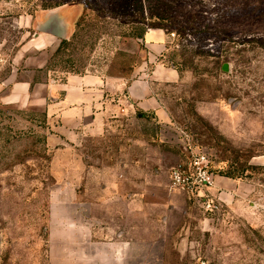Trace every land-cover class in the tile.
Returning <instances> with one entry per match:
<instances>
[{
	"label": "rangeland",
	"instance_id": "1",
	"mask_svg": "<svg viewBox=\"0 0 264 264\" xmlns=\"http://www.w3.org/2000/svg\"><path fill=\"white\" fill-rule=\"evenodd\" d=\"M79 5L87 15L68 45L35 43L40 15ZM157 29L169 40L148 71L159 64L179 75L151 84L172 116V129L162 131L173 150L156 142L151 115L146 129L118 123L87 146L107 163L127 157V139L146 132L148 155L171 168L206 152L215 185L197 199L172 190L189 206L161 224V264H264V0H0V264H63V233H53L49 213L69 188L47 147L51 97L37 84L68 74L137 78L148 55L132 35ZM10 81L31 83L30 96L6 100Z\"/></svg>",
	"mask_w": 264,
	"mask_h": 264
},
{
	"label": "crops",
	"instance_id": "2",
	"mask_svg": "<svg viewBox=\"0 0 264 264\" xmlns=\"http://www.w3.org/2000/svg\"><path fill=\"white\" fill-rule=\"evenodd\" d=\"M60 12L66 14L64 26L61 13L38 17L36 26L40 35L36 44L48 45L54 38L69 37L84 9L80 5L68 6ZM52 17L56 18L62 36L53 32ZM168 40L165 30L146 32L143 44L148 62L141 66L139 77L132 80L94 73L68 74L63 83L36 86L40 92L46 88L51 97L47 122L58 127L52 126L54 131L47 135V147L53 159L56 157L53 160L58 165L56 170L66 173L65 187L69 188L68 194L55 202L49 213L53 233L58 235L61 230L63 233V264H76L77 259L85 258V250L91 254L96 245L113 239L131 244L129 264H161L164 245L161 236L167 234L161 224L168 222L169 213L179 209L185 212L188 204L169 190L171 166L162 163L159 157L152 159L148 155L151 136L146 132L127 139V150H122L127 157L109 156L107 163H102L99 156L94 157L87 145L106 140L119 127L118 123L140 122L146 129L144 123L151 115L158 128L156 142L173 150L162 129H172L174 122L165 102L153 93L151 84L153 80L174 82L179 75L159 64L148 71L149 64L166 50ZM10 82L12 91L6 100L19 102L30 96L31 83ZM135 144L137 153L131 150ZM175 147L183 153L179 145ZM60 156L63 162L58 160ZM74 232L91 239L77 241Z\"/></svg>",
	"mask_w": 264,
	"mask_h": 264
},
{
	"label": "built area",
	"instance_id": "3",
	"mask_svg": "<svg viewBox=\"0 0 264 264\" xmlns=\"http://www.w3.org/2000/svg\"><path fill=\"white\" fill-rule=\"evenodd\" d=\"M215 185V175L211 168V159L206 152L192 154L170 171V189L180 191L197 199ZM208 208L211 207L207 204Z\"/></svg>",
	"mask_w": 264,
	"mask_h": 264
},
{
	"label": "clouds",
	"instance_id": "4",
	"mask_svg": "<svg viewBox=\"0 0 264 264\" xmlns=\"http://www.w3.org/2000/svg\"><path fill=\"white\" fill-rule=\"evenodd\" d=\"M73 238L77 241L91 239L88 235L81 237L76 232L73 233ZM130 248L131 244L127 240L113 239L111 242L96 245L91 254L85 250V258L77 259L76 264H129Z\"/></svg>",
	"mask_w": 264,
	"mask_h": 264
},
{
	"label": "trees",
	"instance_id": "5",
	"mask_svg": "<svg viewBox=\"0 0 264 264\" xmlns=\"http://www.w3.org/2000/svg\"><path fill=\"white\" fill-rule=\"evenodd\" d=\"M86 15H87V11L84 10L83 15L80 17L81 21H82V19H83L84 17H86ZM157 28H161V27H157ZM145 34H146V31H145V30H142L140 33H138V34H137V33H134L132 36H134V37H136V38H139V39H143L144 36H145ZM68 43H69V41H68L67 39H63V40H62V44H61V46L59 47V50L62 49L64 46L68 45ZM47 69L50 70L49 66H47Z\"/></svg>",
	"mask_w": 264,
	"mask_h": 264
},
{
	"label": "water",
	"instance_id": "6",
	"mask_svg": "<svg viewBox=\"0 0 264 264\" xmlns=\"http://www.w3.org/2000/svg\"><path fill=\"white\" fill-rule=\"evenodd\" d=\"M53 32H55L57 36H62L61 29L59 28V26H56ZM227 66H228L227 64L223 66L224 71H227ZM0 244H1V237H0Z\"/></svg>",
	"mask_w": 264,
	"mask_h": 264
}]
</instances>
